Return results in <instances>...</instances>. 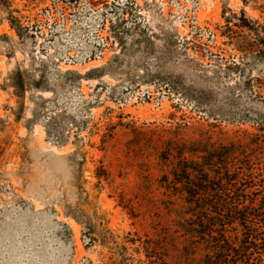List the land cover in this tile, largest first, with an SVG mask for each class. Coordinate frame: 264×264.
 <instances>
[{"label": "rangeland", "instance_id": "374dc122", "mask_svg": "<svg viewBox=\"0 0 264 264\" xmlns=\"http://www.w3.org/2000/svg\"><path fill=\"white\" fill-rule=\"evenodd\" d=\"M263 40L264 0H0V264H202L172 172L264 178Z\"/></svg>", "mask_w": 264, "mask_h": 264}, {"label": "trees", "instance_id": "16d2710c", "mask_svg": "<svg viewBox=\"0 0 264 264\" xmlns=\"http://www.w3.org/2000/svg\"><path fill=\"white\" fill-rule=\"evenodd\" d=\"M250 150V141L230 143L197 161H181L172 172L171 184L184 191L191 214L181 225L188 242L183 252L203 249L202 264H264V195L257 197L264 182L253 184L264 178L244 167ZM145 252L148 264H165L156 253Z\"/></svg>", "mask_w": 264, "mask_h": 264}]
</instances>
